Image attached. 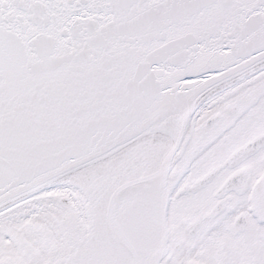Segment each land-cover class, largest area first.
Returning <instances> with one entry per match:
<instances>
[{
	"label": "water",
	"instance_id": "obj_1",
	"mask_svg": "<svg viewBox=\"0 0 264 264\" xmlns=\"http://www.w3.org/2000/svg\"><path fill=\"white\" fill-rule=\"evenodd\" d=\"M262 59L264 0H0V205L157 136L170 150L119 186L107 220L114 264H158L165 224L160 246L141 252L116 225L119 197L151 199L165 221L168 169L193 107Z\"/></svg>",
	"mask_w": 264,
	"mask_h": 264
},
{
	"label": "flooded vegetation",
	"instance_id": "obj_2",
	"mask_svg": "<svg viewBox=\"0 0 264 264\" xmlns=\"http://www.w3.org/2000/svg\"><path fill=\"white\" fill-rule=\"evenodd\" d=\"M236 93L234 115L222 114L213 122H207L205 118L196 130L200 138L218 128L226 131L235 124L236 135L241 140L240 145H244L247 140L264 132V73L250 83L242 84ZM194 151L197 149L186 147L184 156ZM210 155L208 153L205 158L193 160L185 183L204 176L221 163L220 161L213 165L212 160L208 159ZM263 157L264 149L244 160L233 170H220L206 186L183 193L181 197L174 196L167 211L168 243L172 254L166 264H183V261L177 259L178 255L182 256L187 264H264V226L252 216L253 211H256L253 191L260 175ZM186 159L187 157L183 160L180 158L175 164L174 174L168 181L172 189L183 177L181 167L186 164L180 162L182 160L183 163ZM188 163L190 164V161ZM236 170L247 174L249 187L252 189L243 194L229 192L218 198L220 187ZM176 191L177 189L173 193ZM218 202H221L223 210L212 217L210 215ZM9 240L10 256L16 264H40L59 253L52 252L49 241L41 233H24L18 237L21 241L19 244L16 238ZM179 241V250L175 252V242Z\"/></svg>",
	"mask_w": 264,
	"mask_h": 264
},
{
	"label": "bare ground",
	"instance_id": "obj_3",
	"mask_svg": "<svg viewBox=\"0 0 264 264\" xmlns=\"http://www.w3.org/2000/svg\"><path fill=\"white\" fill-rule=\"evenodd\" d=\"M235 83L236 80L229 81L209 92L204 99L208 100L221 95L225 89L231 88ZM127 143L36 188L23 196L20 201L29 197L64 194L71 197L78 206L86 207V217L90 215L97 217L100 204L103 202V193H105L102 189L99 190V185H115L127 178L145 174L154 169L164 156L162 142L157 136L142 134L134 141ZM75 196L78 200L81 199L82 203L78 202Z\"/></svg>",
	"mask_w": 264,
	"mask_h": 264
},
{
	"label": "rangeland",
	"instance_id": "obj_4",
	"mask_svg": "<svg viewBox=\"0 0 264 264\" xmlns=\"http://www.w3.org/2000/svg\"><path fill=\"white\" fill-rule=\"evenodd\" d=\"M220 100H221V98H219V100H217V103L214 105L215 107L218 105L219 102H221ZM223 100L227 101L228 100V97H225ZM222 105L223 104H221V106H219L218 109H220L222 107ZM218 109L216 108V110H218ZM236 145H237V143L231 137L226 143L221 144V148L219 150L216 149L215 154H214L215 155L214 157H216L217 155H220L219 157L224 156V152L225 151H227V152L228 151H231L232 149H234L236 147ZM212 147H215V146H212V145L205 146V148H212ZM203 152H204V150L202 151V154H203ZM47 199L49 200L48 202L51 203V205H48L50 207L48 210H50V211H56V213H58L59 215H61V213L63 214V212H65L63 210V208L61 206H59V204L57 203L58 202V199H59V196H55L54 198H48V197L47 198H41L40 197L39 199H37V202L38 203H40V202L42 203L44 201H47ZM48 206L47 205H44L42 207V210L44 212H47L46 207H48ZM57 217L58 216H52L53 219H55ZM7 227L8 226L5 225V227H2L0 229L6 228V230H7ZM60 231H62V228H61ZM79 231H80V234H81V231H82V233L85 235V231L83 230V226H81V224H79ZM64 233H65V231H64ZM68 236L69 235L67 234V237ZM69 240L70 239L68 238V242H69Z\"/></svg>",
	"mask_w": 264,
	"mask_h": 264
}]
</instances>
